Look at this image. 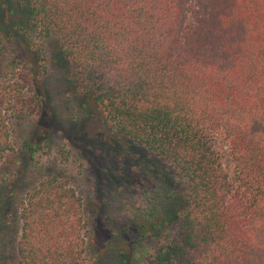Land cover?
<instances>
[{"label":"trees","instance_id":"16d2710c","mask_svg":"<svg viewBox=\"0 0 264 264\" xmlns=\"http://www.w3.org/2000/svg\"><path fill=\"white\" fill-rule=\"evenodd\" d=\"M16 3L14 30L29 51L17 57L23 76L42 79L52 65L112 131L186 179L173 219L155 223L115 264H264V0ZM20 94L0 82V166L9 151L17 164L1 174L0 263L96 264L67 178L22 177L50 145L12 146L6 113L41 109L37 94L34 104ZM58 150L69 154L63 143Z\"/></svg>","mask_w":264,"mask_h":264},{"label":"rangeland","instance_id":"374dc122","mask_svg":"<svg viewBox=\"0 0 264 264\" xmlns=\"http://www.w3.org/2000/svg\"><path fill=\"white\" fill-rule=\"evenodd\" d=\"M19 19L16 0H0V82L18 84L20 96L33 104L37 94L41 109L20 118L6 113L12 146L25 139H46L50 145L22 177L26 182L50 173L66 177L83 203L88 255L95 256L96 264H115L118 252L128 256L140 235L148 238L157 232L155 223L173 219L186 197V179L146 148L112 131L90 99L70 90L52 65L42 79L24 77L17 57H28L29 51L14 30ZM62 143L69 148L64 159L58 150ZM218 147L222 166L233 180V161L223 143ZM14 157L13 151L6 153L0 183L2 171L17 166ZM26 160L22 157L19 166Z\"/></svg>","mask_w":264,"mask_h":264}]
</instances>
